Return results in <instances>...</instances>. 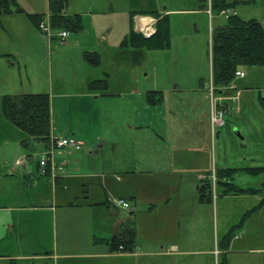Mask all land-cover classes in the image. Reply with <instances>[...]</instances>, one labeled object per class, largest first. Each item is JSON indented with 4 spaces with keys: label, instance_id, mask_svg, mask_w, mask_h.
Returning a JSON list of instances; mask_svg holds the SVG:
<instances>
[{
    "label": "crops",
    "instance_id": "0c3cea01",
    "mask_svg": "<svg viewBox=\"0 0 264 264\" xmlns=\"http://www.w3.org/2000/svg\"><path fill=\"white\" fill-rule=\"evenodd\" d=\"M132 1L126 0L121 10L112 0H68L64 13L80 16L82 30L73 34L71 42L54 46L56 70L52 73L51 63L50 83L46 84L44 71H36L29 93L21 94L47 93L50 139L71 136L83 148H63L49 155L50 139L48 144L32 139V146L12 128L20 137L11 138L10 146L8 136H2L0 260L9 264L30 260L33 253H28L25 235L39 227L35 250H43L39 254L44 255L34 256L53 264H264V197L252 207L241 206L228 221L225 215L234 206L232 198L243 195L223 190L218 195L214 188L217 170L211 162V142L219 132L212 134L209 121L211 75L209 83L200 79L195 89L208 101L196 118L203 133H193L201 144L179 146L170 140L163 123L168 118L159 111L163 93L177 90L157 89L153 80L139 88L138 78L133 77L124 93L115 91V81H121L119 71L110 70L120 65L121 41L131 29L135 31L138 17L153 18L155 26L164 17L189 16L202 25L205 18L212 19L206 0H149L154 9L148 12L157 17L141 15L142 9L133 11ZM20 6L31 14L47 13V0H25ZM123 16L127 28L118 37L114 31L120 25L124 29L118 21ZM22 21L27 31H35ZM146 21L141 18L142 23ZM101 41L103 52L115 54L114 61L100 59L91 65L83 55L99 57ZM7 54L0 52V56ZM15 63L0 65V95L21 92L12 77ZM94 81H103L105 86L91 87ZM151 93V100L159 101L149 102ZM28 146L33 156L19 148ZM41 156L47 157L44 165L39 164ZM19 160L24 161L18 164ZM205 180L211 183L209 202H201L198 196ZM112 199L128 202L129 208L115 206ZM239 223L228 243L218 245V230L226 234ZM129 225L134 228L132 250L112 252L107 241ZM215 245L220 250H213Z\"/></svg>",
    "mask_w": 264,
    "mask_h": 264
},
{
    "label": "rangeland",
    "instance_id": "374dc122",
    "mask_svg": "<svg viewBox=\"0 0 264 264\" xmlns=\"http://www.w3.org/2000/svg\"><path fill=\"white\" fill-rule=\"evenodd\" d=\"M24 1L16 0L19 7L24 4ZM125 1L112 0L113 6L119 7L121 10L127 6ZM225 3L227 5L224 8L225 11H234L235 16L244 21L256 20L264 28V0H226ZM130 5L133 11L142 9L145 11L143 12L144 14H152V12L148 11L154 9L149 0H133ZM220 11L212 8L210 15L208 14L209 17L212 16V19H209V21L208 18H205V22L202 25L200 21L196 22L193 17L172 16L168 19V47L144 49L142 61L140 62L135 60L133 53L127 52L124 54L123 52L119 60L120 65L110 67L112 72L116 71V69L119 71L121 80L120 83L115 81V91L124 93L125 87L131 85L129 82L133 77L138 78L139 88L142 83H149V81L153 80L157 89L177 90L163 93V104L159 107V111L163 112L165 117L168 118L163 123L165 127L168 126L167 133L171 134L170 140L172 142L176 140L179 146L185 143L201 144L196 142L197 136L193 135V133H203L196 118L201 116L205 107L208 106V101L202 100L200 93L196 92L195 89L200 85V79L205 82L210 80L211 35L218 27H224L228 20ZM23 12L0 16V52L9 53L0 56V65L5 62H16L12 69V77L19 84L18 87L21 92H17V94L29 93V82L36 71H44L46 84L50 83L49 71L51 63L52 73H55L56 70L53 48L57 44H63L56 34H54L53 39L43 36L38 27L36 28L27 18L26 13L29 12L24 9ZM22 20L26 23L29 22V26L35 31H27L28 29L24 27L25 24H23ZM118 21L124 29L120 25L114 32L116 34L118 32V37H123L122 31L127 28L125 16L118 18ZM193 23L195 24L193 25ZM52 31L55 33L61 30L52 29ZM79 32L69 31L70 38L67 39L66 43L71 42L73 34ZM76 41L78 42V39ZM105 49L101 41L99 62L100 59L104 62L114 61L115 54L109 51L103 52ZM128 50L130 49L128 48ZM52 54L53 58H51ZM43 55L46 56L44 57V69H41ZM240 69L244 71L245 76L242 79L235 80L237 90L240 92L238 105L228 102L227 112L224 114L225 125L217 129L219 136L211 142V162L213 167L216 168V176H218L217 180H215L217 182L215 183L214 181V188H217L218 195L221 194L222 190L229 189V185L225 183L227 182L225 181L226 178L222 176V171L228 172L230 175L227 178L228 183H232L237 189L249 190L251 188L253 190V192L247 193L239 192V196L243 195V197L232 198L231 202L234 206L231 212L228 210L225 215L228 221L233 218L232 213H236L241 206L252 207L260 198L264 197V105L259 98H264V65H250ZM98 70L101 72V67ZM145 75H148V77ZM2 96L0 95V157L4 154V146L1 142L2 136H8L10 146L13 145L11 138L16 137L18 139L20 137L13 129L24 138H27L28 144L30 143L33 146L35 142L25 132L12 125L5 118L1 108ZM236 107H239V110ZM169 112L171 114L167 115ZM197 141H200L199 138ZM32 146L19 148L25 152V155L33 156ZM51 180L54 181V178L51 177ZM3 189L0 183V192ZM249 194L254 196V198L249 197ZM27 195L29 199V193ZM255 196L257 197L256 199ZM26 203H29V201ZM234 217L237 218L238 216L234 214ZM242 217H240L241 220ZM219 221L220 217L218 216L217 222ZM214 223L215 214L213 208V225ZM39 229V227L35 228L36 232L35 230L29 231L25 235V239H29L28 253H33L32 260L18 261V264H53L49 260L37 258L39 255H44L39 254V251L43 250H35L37 244L34 238L39 237V231H37ZM218 233L219 245L225 234H221L220 229ZM212 249L220 250L216 245ZM143 257L145 259V256ZM0 264L9 263L5 260H0Z\"/></svg>",
    "mask_w": 264,
    "mask_h": 264
},
{
    "label": "trees",
    "instance_id": "16d2710c",
    "mask_svg": "<svg viewBox=\"0 0 264 264\" xmlns=\"http://www.w3.org/2000/svg\"><path fill=\"white\" fill-rule=\"evenodd\" d=\"M67 3L68 0H47L50 27L53 30L79 32L82 29L81 18L78 15H65ZM226 7L224 0L214 1L213 9L220 11ZM20 13L24 12L18 6L16 0H0V16ZM153 15L157 17L156 14ZM26 16L37 28L44 14L26 13ZM168 32L169 22L165 17L158 19L155 24V33L150 37L146 38L131 29L120 44L119 59H121L123 52L124 54L128 52L133 53L135 60L140 62L142 61L144 49L168 47ZM128 48L132 49V51H129ZM83 59L91 65H96L99 62L96 54L85 53ZM250 65H264V28L256 20L244 21L237 16H232L228 18L224 27L215 30L211 35L210 71L215 92L219 95L232 93L227 88L234 80V72L241 67ZM103 84V81H94L89 85L91 87H103L105 86ZM151 96L152 93L148 94L149 102L159 101V99L151 100ZM259 98L264 105V98ZM1 108L3 115L12 125L25 132L32 139L48 144L50 139V99L47 93L3 95ZM222 172L224 178L230 176L227 171ZM225 183L229 185V189L225 190L227 193L253 192L251 189H237L230 182ZM198 193L201 202L210 201L211 183L209 180L201 183ZM130 225L122 227L120 233H116L107 241L112 252H128L132 250L134 228ZM239 225L240 223L229 229L222 238L221 244L225 246L228 243ZM220 264L224 263L221 262Z\"/></svg>",
    "mask_w": 264,
    "mask_h": 264
},
{
    "label": "built area",
    "instance_id": "2783aa9c",
    "mask_svg": "<svg viewBox=\"0 0 264 264\" xmlns=\"http://www.w3.org/2000/svg\"><path fill=\"white\" fill-rule=\"evenodd\" d=\"M215 0H206L208 9L207 12H211L212 4ZM220 13L224 14L225 17L229 18L230 16H234L235 12H230L229 10H221ZM141 18L144 17H138L136 19V25H135V31L142 34L144 37H149L155 32V28L153 26L155 20L153 18L147 17L146 23L141 22ZM38 29L42 32L43 36L48 37L51 39L54 34L57 35V37L61 40V42H65L66 38L68 37V32L66 31H60V32H53L50 27V21H49V15L46 14L43 16V18L38 23ZM244 77V72L242 70H236L234 72V79H241ZM229 89L234 90L235 85L233 82L228 87ZM208 93H209V99H210V126L212 134L214 133L215 129L221 128L224 125V114L227 112V107L223 103V100L225 98H222L220 96L215 95L214 88L212 84L210 83L208 86ZM233 104H238L239 99V92H235L234 95L228 97ZM83 147V143L79 140H77L74 137L67 136V137H61V138H52L50 139V146L48 150V154L51 155L54 150H59L63 148L68 149H74V150H80ZM47 157L41 156L39 164L44 165L45 160ZM24 160H19L18 164L23 163ZM112 203L117 207L122 208H129V204L121 199H113Z\"/></svg>",
    "mask_w": 264,
    "mask_h": 264
},
{
    "label": "bare ground",
    "instance_id": "6f19581e",
    "mask_svg": "<svg viewBox=\"0 0 264 264\" xmlns=\"http://www.w3.org/2000/svg\"><path fill=\"white\" fill-rule=\"evenodd\" d=\"M142 21H145V19H142Z\"/></svg>",
    "mask_w": 264,
    "mask_h": 264
}]
</instances>
